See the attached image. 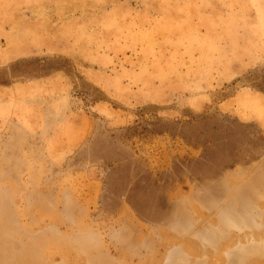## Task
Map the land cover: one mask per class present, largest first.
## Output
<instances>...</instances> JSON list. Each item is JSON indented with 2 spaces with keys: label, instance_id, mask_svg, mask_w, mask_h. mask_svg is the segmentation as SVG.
Segmentation results:
<instances>
[{
  "label": "rangeland",
  "instance_id": "1",
  "mask_svg": "<svg viewBox=\"0 0 264 264\" xmlns=\"http://www.w3.org/2000/svg\"><path fill=\"white\" fill-rule=\"evenodd\" d=\"M242 90L264 0H0V264H264Z\"/></svg>",
  "mask_w": 264,
  "mask_h": 264
},
{
  "label": "crops",
  "instance_id": "2",
  "mask_svg": "<svg viewBox=\"0 0 264 264\" xmlns=\"http://www.w3.org/2000/svg\"><path fill=\"white\" fill-rule=\"evenodd\" d=\"M45 81H47V80H45ZM20 86L24 90H26L27 88L30 87L29 84H23ZM10 89H14V86H12L11 88H5L3 91L6 90L5 92H7ZM25 93H28V91H26ZM25 95L26 96L23 97L24 99H26L25 97H27V94H25ZM208 98L209 97L207 94L193 95V112H195V113L202 112L207 106ZM235 100L236 101L238 100L240 102L243 100L244 101L256 100V102H258L261 105V108L259 110L254 109V110L248 111L247 109L241 108L240 106H238L237 110H235V108L232 106V103H234L233 101H235ZM219 110L225 114L235 115L236 119H238L239 122H241V123L254 124L260 130L264 131V95L263 94L250 92L248 90H245V91L242 90V91L238 92L237 94H235L234 97L231 98L229 101H225V102L221 103V105L219 106ZM85 133H86V131L84 130V128H82V126L81 127L77 126L75 129H73L72 136L69 137L73 140L72 145H75L77 143V141L83 139L85 137Z\"/></svg>",
  "mask_w": 264,
  "mask_h": 264
}]
</instances>
